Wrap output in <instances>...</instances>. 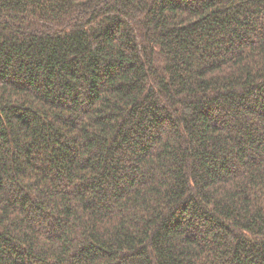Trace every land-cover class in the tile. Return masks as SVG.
I'll list each match as a JSON object with an SVG mask.
<instances>
[{
	"label": "trees",
	"instance_id": "trees-1",
	"mask_svg": "<svg viewBox=\"0 0 264 264\" xmlns=\"http://www.w3.org/2000/svg\"><path fill=\"white\" fill-rule=\"evenodd\" d=\"M0 264H264V0H0Z\"/></svg>",
	"mask_w": 264,
	"mask_h": 264
}]
</instances>
